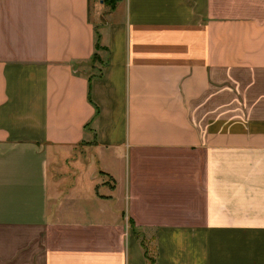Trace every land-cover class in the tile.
Here are the masks:
<instances>
[{
  "label": "crops",
  "instance_id": "0c3cea01",
  "mask_svg": "<svg viewBox=\"0 0 264 264\" xmlns=\"http://www.w3.org/2000/svg\"><path fill=\"white\" fill-rule=\"evenodd\" d=\"M0 264H264V0H0Z\"/></svg>",
  "mask_w": 264,
  "mask_h": 264
},
{
  "label": "rangeland",
  "instance_id": "374dc122",
  "mask_svg": "<svg viewBox=\"0 0 264 264\" xmlns=\"http://www.w3.org/2000/svg\"><path fill=\"white\" fill-rule=\"evenodd\" d=\"M106 5H108V4L106 3ZM99 57L101 58V60H99L97 58H94L92 60L91 64L93 66V69L90 70L89 74H97L98 75L100 73V71L103 70V65H104L103 63H104L105 56H102L99 52Z\"/></svg>",
  "mask_w": 264,
  "mask_h": 264
},
{
  "label": "trees",
  "instance_id": "16d2710c",
  "mask_svg": "<svg viewBox=\"0 0 264 264\" xmlns=\"http://www.w3.org/2000/svg\"><path fill=\"white\" fill-rule=\"evenodd\" d=\"M104 1H105V3L108 4V6H109L111 9H115V8L117 7L118 3H119L121 0H104ZM96 48H97V53H95L93 59H94V58H97V59L101 60V58L99 57V53H98V50H100V49L102 48L101 45H100V35H99V41L97 42V46H96Z\"/></svg>",
  "mask_w": 264,
  "mask_h": 264
}]
</instances>
